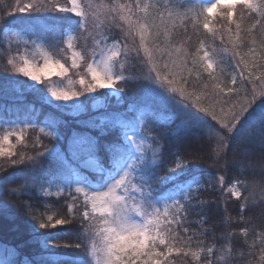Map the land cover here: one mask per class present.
<instances>
[{"label": "snow or ice", "instance_id": "obj_1", "mask_svg": "<svg viewBox=\"0 0 264 264\" xmlns=\"http://www.w3.org/2000/svg\"><path fill=\"white\" fill-rule=\"evenodd\" d=\"M237 6L248 10L251 26L247 29V34L251 37V44L255 45L257 42L256 30L264 28V0H210L194 16L189 17L185 13L182 20L193 23L195 26V22L201 16L207 21L208 14L212 13L214 9H218L228 22L227 30L231 31L233 15ZM107 7L108 13L101 20L90 2L81 0V3L77 4V0H71V7L55 6V11L71 15L32 18L41 30L58 31L61 39L67 35L69 48L73 47V40L91 39L92 48L90 51L85 49L81 54L73 53L72 69L80 67L78 59L87 60L84 74L80 75L78 81L80 85L78 89L65 90L55 86L53 82H45L49 74L67 76L69 72V68H66L59 60L50 61L48 56L44 57L42 66L33 65L27 58L23 59L19 65L9 59L8 64L13 67L15 73L35 82L28 87L33 92L40 94L42 103L52 104L53 100L72 102L71 104L57 103L54 107L60 110L71 108L75 112H79L87 110L89 101H92V107L95 108L97 96L107 97L110 95V93L99 90L114 89L117 93L124 91V88L117 87V84L127 81L125 65L132 51L128 46V37H135L138 31L140 45L135 49L138 59L139 52L147 44L146 37L151 39V47L155 51L167 54L166 58L162 57L163 73L151 66L153 63L151 55L146 57L150 65V74L147 79L155 85L150 89V99L153 102L158 101L161 104L172 106L173 98L165 95V91L160 90L163 85H167L166 91L168 92L179 91L182 98L185 92L189 97L195 94L197 101L203 98L209 100L211 104V111L206 107L196 106V111L192 112L189 110L188 104H185L181 109L173 108L174 118L180 119L181 124L177 125L172 135L179 140L181 130L184 134L198 135L204 127L214 128V125H210L206 119V117H211L224 129L222 134L219 129H215L218 133V140L217 148L214 151L218 158L221 157V153L225 149L245 150L259 142L261 160L264 161V88L257 92V81L264 85V75L255 74L264 68V65H254L253 70H249L248 65L245 64L239 78L233 75L231 79V84L239 86L225 90L217 83L218 76L209 71L215 63L212 52L204 50L203 56L199 57L202 64L198 65L195 58L190 60L188 53L172 44L170 34L175 29L174 16L180 17L179 13L174 14L166 6L167 17H165L164 12L159 11L158 5L144 3L142 0H133L132 3L119 5L113 2ZM150 8L155 11L150 13ZM29 9L41 11L40 5L35 3L25 4L23 7H19L18 11L25 12ZM51 10L48 9V11ZM50 19L53 21L52 24L47 23ZM117 19L121 28L120 36L111 35V26ZM243 20L244 16L241 15V21ZM169 21H173L171 27H169ZM29 24L35 26L31 21ZM90 27L93 31H89ZM203 27L208 29V23L205 22ZM235 27L238 32L242 30L241 23H236ZM9 28L10 22L3 21L0 24V33H7ZM162 36L164 40H161ZM213 38L215 39V34H213ZM220 39L223 42V36ZM109 41L111 42L109 43ZM260 44L261 47H264V40H261ZM201 45H203V41H201ZM200 51L201 49H197V55ZM249 51L253 55L256 54L255 47L250 48ZM239 55L240 53L236 52V56ZM201 66L205 71H209L210 81L203 84L199 93L189 92L183 87L180 89L172 87L177 78L185 85L192 84L190 79L192 72ZM185 70L188 73L187 76L184 75ZM245 71H247V75H244ZM152 72L156 73L155 76L151 75ZM199 76L200 74L197 73V79ZM245 81L247 84L253 85L251 91ZM17 83L20 82L17 81ZM41 84L44 85L43 88L36 87ZM192 87L195 89L196 85H192ZM209 88H211V92ZM49 93L51 98H49ZM80 97H84V99L81 100ZM239 97L243 98L237 99ZM217 108L220 115H217ZM131 110H133V105H129V111ZM143 118L142 115L141 119ZM126 121V114L105 111L99 117L80 122L86 127L98 129L101 136L107 135L110 128L116 125H120L124 129L122 132L123 141L117 136L113 141L105 142L103 145L98 137L87 132L74 131L68 137L64 149L56 144L48 148L43 144L41 137H36L33 147L42 150L36 151L34 156H28L27 159L31 162V167L21 169V171H27L35 181L37 175L41 177L46 175L40 165L44 160H50L53 167L51 172L54 178L53 182H57L61 186V191L65 187L71 190L73 185H76L75 192L77 193V195H71L70 192L71 202L66 205L67 212L62 218L54 220L53 216L49 215L46 220L41 219L39 222L40 229H57L55 232L47 231L37 234L38 237L43 238V246L48 251V256L43 264H74V262L77 264V258L52 251V248L61 247L60 240L66 235L62 231L64 225L70 226V229L75 233H80V230L83 229L88 239H92L93 236L101 239L102 243L99 246L93 241L89 248L78 234L74 241L69 239L63 245L65 248L74 247L82 249L86 255L90 254L94 261H86V264H173L174 253L176 256L182 254L184 257L191 255L197 264H214L212 257L219 253L218 258L223 260V264H235L236 253L229 245L217 249L214 245L208 246L201 240L198 249L191 250L192 241L206 236L210 230L202 227L195 232L192 230V216L200 217L198 223L201 226L206 223L208 202L199 199L200 181L194 174L191 179L186 178L188 165L178 152L171 153L177 158L169 162L170 166L167 169H163L166 146L161 144L157 137L149 138L148 149L136 145L135 129L133 127L132 134H129L127 129L132 125ZM26 124L35 126L33 121H27ZM45 125L48 131L45 132V128H41V131L45 132V135L50 139L59 141L61 138L58 132L59 121L48 123L46 120ZM11 134L4 135L3 141L7 142ZM16 138L17 141L22 139L21 135H17ZM141 139L144 138L141 137ZM25 143L27 142L25 141ZM153 144L156 145L155 148L152 147ZM131 145H135V152ZM102 148L108 153L107 165L99 159ZM149 152H151V157L148 155ZM0 154L3 153L0 152ZM191 158L197 159L198 157L193 154ZM24 160L25 157L20 156L17 161L10 160V164H23ZM228 163L229 161L224 158V165L227 166ZM88 169H91L95 175L85 174ZM161 171H164L163 175L159 174ZM261 173L259 184L237 180L229 189L232 197L242 201L239 205L241 214L251 203L255 202L257 193L264 202V163L261 164ZM24 179L25 184L21 186V189L9 190L8 185L14 181L8 180L7 173L0 176V194L9 195L19 192L20 195H23L24 191L34 193L35 189L27 183L28 176H25ZM46 194L51 195V193ZM161 204H163V209L160 207ZM6 207L7 205L0 202V208ZM26 207H30V205ZM241 219H243V215H241ZM77 223L80 228L76 227ZM261 228L260 232L252 233L254 240L253 244L249 246L252 251L248 253L253 255L255 249L259 248L258 264H264V225ZM241 231L245 237L249 235L247 228ZM228 235L231 236V233ZM49 240L54 241L51 248L48 245ZM239 255L242 259L244 258L243 252ZM0 264H6V262L0 259Z\"/></svg>", "mask_w": 264, "mask_h": 264}, {"label": "trees", "instance_id": "obj_2", "mask_svg": "<svg viewBox=\"0 0 264 264\" xmlns=\"http://www.w3.org/2000/svg\"><path fill=\"white\" fill-rule=\"evenodd\" d=\"M16 1L18 2L17 4H21L20 0H0V24L8 20L10 28L20 30L23 25L15 21L14 18L10 19L12 14L17 11ZM46 1L51 6V11L55 10V2L58 0ZM63 1L65 5L66 3L68 4L66 0ZM209 2L210 0L146 1L148 4L158 5L159 11L164 12L165 17H167L166 6L174 14L179 13L180 17L174 16L175 29L170 34L172 44L181 48L183 52L188 53L190 60L195 58L198 65L202 64L199 57L203 56L204 50L212 52L215 63L209 71L218 76L217 83L221 88L225 90L230 87L235 88L239 85L231 84V79L233 75L239 78L241 69L244 68L245 64L248 65L249 70H253L254 65H264V47H261L260 44V41L264 40V28L256 30L255 36L257 42L255 45H252L251 37L247 34V29L251 26L248 10L240 6H237L234 12L231 31L227 30L229 28L228 22L222 17L218 9H214L212 13L208 14L207 21L201 16L195 22V26L193 23L182 20L185 13H187V16L192 17ZM154 11L155 9H149L150 13ZM55 13L54 17L71 15L57 11ZM241 15L244 16L243 21H241ZM34 16L43 15L42 13H38L34 14ZM12 21L14 22L11 23ZM172 22H168L169 27H171ZM205 22L208 23V29L203 27ZM236 23L242 24V30L239 32L235 27ZM56 32L58 31H44L41 28L34 27V30L29 34L31 37L36 36L41 38L47 44L51 42L50 40L54 34H59V32ZM213 34H215V39L213 38ZM111 35L120 36L121 33L119 31H111ZM221 36H223V42L220 39ZM161 40H164L163 36ZM201 41H203V45H201ZM147 43L149 55L153 58L151 66L156 67L163 73L162 57L166 58L167 54L162 51H155L151 47L152 41L150 38H147ZM252 47L256 49L255 55L249 51ZM129 49L132 51L125 65L127 69L125 73L127 81L117 84V87L124 88V91L121 93V104H112L100 109L89 108L83 114L71 115L57 109L52 104L42 103L39 93L27 90L23 92L24 99H6L0 96V123L6 125H24L27 121H33L38 125L46 127V120L48 123L59 121L58 132L61 138L56 142L58 147L64 149L66 148L68 137L74 131L80 133L87 132L92 136L98 137L101 145L105 142L113 141L117 136L123 141L122 132L124 129L120 125L111 127L107 135L101 136L98 129L86 127L80 123L88 121L93 117H99L105 111L108 113L126 114V122H130L132 125L127 130L133 127L136 129L138 121L142 120L144 124L141 127V131L148 140L151 137H157L160 139V143L166 146L164 164L162 165L163 169H167L170 166L169 162L177 158L172 156L171 153L178 152L179 156H182L184 162L188 165V175L186 178L191 179L193 174L196 176L201 185L199 199L208 202L206 206V223L201 226L198 223L200 219L198 216H192L191 220L193 221L192 230L194 232L198 231L201 227L210 230L206 236H201L192 241L191 250L196 251L201 240L204 244L208 246L214 245L217 249H220L224 245H229L236 253L234 257L235 264H258L259 248L255 249L253 255H249L248 253L252 251L249 248L254 240L252 233L260 232L262 230L261 226L264 225V202H262L259 193H257L255 202L251 203L241 214L239 205L242 201L232 197L231 193L228 192V187L232 186L237 180L256 184L261 182V164L264 161L261 160L259 142L252 148L245 150L233 151L225 149L221 153V157L218 158L214 151L217 148L218 140V133L215 129H219L221 134L224 133V129L215 120H212L211 117H206V119L210 125H214V128L204 127L199 131L198 135L184 134L183 130H181V137L177 140L172 135V132L176 129L177 125L181 124V120L174 118L173 108H183L185 100L179 97L182 96L179 91L168 92L166 91L168 86L163 85L160 90L165 91V95L173 98L172 106L161 104L158 101L153 102L150 99V89L155 87V85L147 79L150 74V65L141 51L139 52L138 59L137 52L135 51L136 48L129 47ZM197 49H201L198 55ZM213 50L215 51L213 52ZM236 52H239L240 55L236 56ZM209 71H205L203 66L198 67L192 72L190 77L192 84L185 85L177 78L172 87L176 89L183 87L189 92L194 91L195 93H199L202 90L203 84L210 81ZM197 73L200 74L199 79H197ZM221 73L223 74L221 75ZM155 74V72L151 73L152 76H155ZM255 74L264 75V68H261ZM184 75H188L186 70ZM244 75H247V71L244 72ZM245 84L249 91H251L253 85L247 84V81H245ZM192 85H196V88L193 89ZM257 85V92L261 88H264V85H261L260 81H257ZM43 87L39 86V88ZM209 91L211 92V88H209ZM183 97L194 107L200 106L206 107L210 111L212 110L209 100L202 98L200 101H197L195 94L189 97L187 92H185ZM242 98L239 97L237 99ZM129 105H133V110L129 111ZM190 108L189 110L192 111ZM216 111L217 115H220L218 108ZM142 115L144 116L143 119H141ZM201 115L203 114L201 113ZM148 129H151V131H148ZM43 144L51 148L55 143L47 139L43 141ZM152 147L155 148L156 145L153 144ZM233 148H235V145H233ZM38 150L42 149L33 147L31 150L26 147H20L18 150L19 154L16 157L14 156L15 158L0 157V176H4L7 173L8 180L14 181L8 185L9 190L13 188L21 189V186L25 184V176H28V185L35 189L34 193L32 191H24L23 195H20L19 192L9 195L0 194V202L7 205L6 208H0V259H3L6 264H43V261L48 256V251L43 246V238L38 237L37 234L47 231L55 232L57 229H40L39 222L41 219L46 220L49 215L53 216L54 220L62 218L67 212L66 205L71 202L70 192L71 195H77L73 190H65L59 196L46 195L44 193L43 188L49 182L58 184L57 182H53L54 178L51 175L53 167L50 160H44L40 165L46 175L43 177L37 175L35 181L32 180L31 175L27 171H21V169L31 167V162L28 161L27 157L34 156ZM193 154L198 158L192 159ZM21 155L25 157L23 164H10V160L17 161ZM148 155L151 157V152ZM224 158L229 161L227 166L224 165ZM99 159L107 165L109 157L103 148L99 153ZM157 162L159 161L157 160ZM89 173L95 175L90 169L85 174ZM159 174L163 175L164 171H161ZM157 190L159 191V189ZM29 205L30 207H26ZM160 207L163 209V204ZM241 215H243V219H241ZM62 227V231L66 235L60 240L61 247L52 248V251L77 258V264H86V261H94V258L90 254L86 255L82 249L74 247L65 248L63 245L69 239L74 241L75 236L78 234L81 236L83 243L89 246V248L93 241L99 246L102 243L101 239L95 236L92 239H88L83 229L80 230V233H75L68 225ZM76 227L80 228L79 223L76 224ZM244 228L249 230L247 237L241 231ZM229 233H231V236L228 235ZM245 240L247 241L246 243ZM53 243L54 241L52 240L48 241L49 248L52 247ZM241 252L244 253L243 259L239 255ZM218 257L219 253L212 257L214 264H223V260ZM172 259L173 264H197L191 255L184 257L182 254L176 256L174 253Z\"/></svg>", "mask_w": 264, "mask_h": 264}, {"label": "rangeland", "instance_id": "obj_3", "mask_svg": "<svg viewBox=\"0 0 264 264\" xmlns=\"http://www.w3.org/2000/svg\"><path fill=\"white\" fill-rule=\"evenodd\" d=\"M53 1V0H51ZM66 6L71 7V0H66ZM147 0H142V2L146 3ZM21 4H17L16 1V13H13L10 19L14 18L15 21H18L19 24H22V29L17 30L13 28H9L7 33H0V96L6 99H24L25 96L23 95L24 91L31 90L28 85H32L35 82L28 80L26 77L19 75L14 72L13 67L8 64V60L12 59L14 62L19 65L22 63L23 59L27 58L33 65L42 66L44 62V57L48 56L50 61L59 60L61 64H64L66 68H69V72L67 76H57L51 75L47 77V82H53L55 86L65 90H75L80 87L78 81L81 74H84V66L87 63L85 59H78V64L80 67L76 69L71 68L73 53L81 54L85 49L88 51L92 48V41L91 39L85 40L81 38L79 40H73L72 44L73 47H68V40L67 35L63 39L60 38L59 34H54L51 38L50 43H45L41 38L36 36H32L31 33L34 30V27H39L36 21L32 18L37 17L34 14L42 13L43 16L47 17H54L55 10L48 11L51 6L48 4L46 0H20ZM40 2V3H38ZM93 6V9L98 14L99 18L102 20L104 16L108 13V5L112 4L113 2L117 5L119 4H129L132 3L133 0H87ZM35 3L40 5L41 11L37 12L32 9L26 10L25 12L18 11L19 7H23L25 4ZM56 5H65L63 0H58L55 2ZM81 3V0H77V4ZM55 9V8H54ZM70 14V13H69ZM32 22L33 26H30L29 22ZM12 21L11 23H13ZM48 24H52L53 21L50 19L47 21ZM107 31V29H105ZM89 31H93L90 27ZM111 31H119L121 33V28L119 26V20L113 22L111 26ZM58 33V32H56ZM147 40V37H146ZM111 41H109L110 43ZM140 45L139 40V32L137 31L135 37L129 36L128 37V46L131 48H138ZM148 43L146 44L145 48L141 50L142 54L146 58L149 55V49L147 47ZM147 59V58H146ZM145 65H147L145 63ZM19 81L20 83H17ZM44 86L36 85V87ZM100 92L110 93L109 96H97L96 107H92V101H89V108L93 109H100L106 108L112 104H121V93H117L114 89H101ZM49 98L50 93L48 94ZM97 95V94H92ZM182 97V96H179ZM81 100L84 97H80ZM185 104H188L190 109L195 112L194 106H192L187 99H185ZM57 103H68L71 104L72 102H56L52 101V105L54 106ZM87 109V110H88ZM87 110H81L79 112H75L71 108L63 109L68 114L71 115H79L83 114ZM144 124L142 120L138 121L137 128L135 129L136 133V145H140L143 149L149 148V140L141 131V127ZM35 126H27L24 125H6L0 123V157H7L12 158L16 157L19 154L18 150L20 147H26L27 149L33 148L34 141L37 136L41 137L42 141L44 140H51L57 145V140H52L45 135V132L48 129L44 126L38 125L34 123ZM41 128H45V132L41 131ZM129 134H132V129L128 130ZM12 133L9 135V139L7 142L3 141L4 135ZM17 135H21L22 139L17 141ZM143 137L144 139H141ZM124 139V138H123ZM25 141L27 143H25ZM47 144V143H46ZM58 146V145H57ZM135 152V145H131ZM30 151V150H29ZM14 153V154H13ZM22 156V155H21ZM14 157V158H15ZM19 160V158L17 159ZM91 170V169H90ZM76 185H73L72 189L75 191ZM232 186L228 187L229 189ZM44 193H51L53 196L61 195L65 190H69L68 188H63L61 191V186L59 184H54L49 182L47 185L44 186ZM231 193V192H230ZM47 195V194H46Z\"/></svg>", "mask_w": 264, "mask_h": 264}]
</instances>
